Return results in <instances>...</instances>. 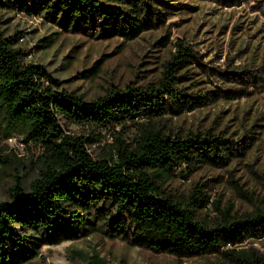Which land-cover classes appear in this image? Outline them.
Listing matches in <instances>:
<instances>
[{"label":"trees","instance_id":"trees-1","mask_svg":"<svg viewBox=\"0 0 264 264\" xmlns=\"http://www.w3.org/2000/svg\"><path fill=\"white\" fill-rule=\"evenodd\" d=\"M0 7L42 14L67 31L85 24L99 39L119 36L124 41L166 20L160 0H0ZM22 37L0 30V123L4 138L21 134L44 154L39 178L27 189L16 175L12 202H0V264H14L30 230L57 241L103 231L179 260L217 254L234 264H264V253L223 249L248 237H264V211L238 216L217 207L222 218L209 224L196 212L208 203L197 190L178 197L164 188L179 168L219 165L240 148L223 134L172 137L158 124L169 109L180 114L184 107L194 108L183 99L180 87L186 77L179 74L182 58L196 59L191 47L178 43L184 49L166 63L158 81L87 100L61 88L45 66L28 62L30 50L20 43ZM103 62L104 57L78 78L95 80ZM219 74L241 76L238 71ZM129 123L138 126L137 143L118 134L112 149L99 157L88 151L87 137L66 132L70 124L126 128ZM88 260L109 264L96 255Z\"/></svg>","mask_w":264,"mask_h":264},{"label":"rangeland","instance_id":"rangeland-1","mask_svg":"<svg viewBox=\"0 0 264 264\" xmlns=\"http://www.w3.org/2000/svg\"><path fill=\"white\" fill-rule=\"evenodd\" d=\"M160 1L165 22L131 41L119 36L99 39L85 24L67 31L42 14L5 7H0V30L6 35L23 33L20 43L32 55L28 54L27 61L45 66L61 88L87 100L116 88L158 81L166 63L184 49L178 43L191 47L196 59L182 58L179 74L186 77L180 87L183 99H190L194 108L184 107L180 114L169 109L158 124L172 137L209 131L223 134L240 148L219 165L179 168L164 188L178 197L197 190L208 203L196 212L209 224L222 218L217 207L230 208L238 216L264 211V0ZM103 57L98 78H78ZM226 71H238L241 76L219 74ZM230 95L234 99H228ZM199 102L204 104L199 106ZM3 127L0 123V202L11 203L15 176L22 177L28 189L40 176L44 151L34 141H24L21 134L4 138ZM67 129V133L88 138V151L94 157L111 150L118 134L133 145L140 134L135 123L126 128L70 124ZM28 235L14 264H89L88 258L94 255L109 264H234L217 254L179 260L112 239L103 231L61 241L32 230ZM223 249L263 254L264 237H248Z\"/></svg>","mask_w":264,"mask_h":264},{"label":"built area","instance_id":"built-area-1","mask_svg":"<svg viewBox=\"0 0 264 264\" xmlns=\"http://www.w3.org/2000/svg\"><path fill=\"white\" fill-rule=\"evenodd\" d=\"M21 40H23V38H21ZM32 55H31V53L29 54V57H31Z\"/></svg>","mask_w":264,"mask_h":264}]
</instances>
